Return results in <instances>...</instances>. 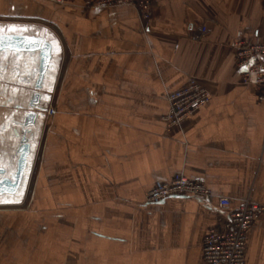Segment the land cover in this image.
Listing matches in <instances>:
<instances>
[{"label": "crops", "instance_id": "crops-1", "mask_svg": "<svg viewBox=\"0 0 264 264\" xmlns=\"http://www.w3.org/2000/svg\"><path fill=\"white\" fill-rule=\"evenodd\" d=\"M84 2L0 0V25L52 42L44 104L55 108L40 120L29 205L0 208V264H207L205 236L228 212L217 198L264 206V101L241 81L233 48L264 42V0H152L148 24L131 5ZM38 63L20 51L0 60L10 72L0 121L27 97L21 70ZM191 79L211 99L169 130L168 94ZM177 173L206 184L210 202H149ZM245 260L264 264V212Z\"/></svg>", "mask_w": 264, "mask_h": 264}, {"label": "built area", "instance_id": "built-area-1", "mask_svg": "<svg viewBox=\"0 0 264 264\" xmlns=\"http://www.w3.org/2000/svg\"><path fill=\"white\" fill-rule=\"evenodd\" d=\"M71 0H56L66 4ZM128 4L137 10L140 18L148 24L152 18V0H85L86 8L109 7ZM205 26L194 34L199 39L205 34ZM237 63L241 70V81L251 85L260 101H264V42L243 38L233 42ZM211 91L198 80L191 79L182 87L168 94L169 110L163 116L169 130L179 129L194 112L211 99ZM55 108L49 105L46 116L53 115ZM171 196H192L210 202L213 193L202 181L177 173L168 181L157 182L148 192L149 202H160ZM220 210L227 209L224 219L218 220L208 230L203 244V258L207 264H246L245 248L247 233L263 214L264 206L250 199L231 206L226 196L217 198Z\"/></svg>", "mask_w": 264, "mask_h": 264}, {"label": "flooded vegetation", "instance_id": "flooded-vegetation-1", "mask_svg": "<svg viewBox=\"0 0 264 264\" xmlns=\"http://www.w3.org/2000/svg\"><path fill=\"white\" fill-rule=\"evenodd\" d=\"M0 32L3 33L4 30L0 29ZM53 51L54 46L52 47V57ZM30 53L38 54L39 63L32 72L27 69L21 70V77L23 80L25 79L23 89L27 97L12 106L8 104L6 108L8 109L10 107L11 110L0 121V145L3 146V150L0 149V204L11 203L14 197H21L24 194L23 189L26 174H28L33 151L37 143V136L41 127L42 108L46 107L44 100L50 92V87H47L46 80L50 71L51 60L48 70L39 86L41 57L38 52ZM9 55L10 51H0V60L8 58ZM14 72H17V74L20 73L17 70L12 71V73ZM9 74L10 72H8L7 67H0V86L9 84ZM6 90L5 86L4 93H6ZM4 93L0 91V106L5 102ZM32 111L37 112L40 116L37 118L33 117ZM27 143L30 144L29 154L27 156V168L19 187L14 191L18 164L21 159V154L27 150ZM1 151L3 152L1 153ZM12 189L13 192H11Z\"/></svg>", "mask_w": 264, "mask_h": 264}, {"label": "water", "instance_id": "water-1", "mask_svg": "<svg viewBox=\"0 0 264 264\" xmlns=\"http://www.w3.org/2000/svg\"><path fill=\"white\" fill-rule=\"evenodd\" d=\"M17 26V25H9ZM24 26L20 27H5L4 32H0V51H20V52H38L40 60V74L38 85L40 86L50 64L52 57V42L43 36L31 34L23 29ZM21 30H25L21 32ZM46 107L42 108L43 116L46 113ZM33 117L37 118L40 116L37 112H31ZM27 147L22 154L18 164V172L16 174V181L14 183V191L21 183L24 176V172L27 168V156L29 154L30 144H26ZM8 190V188H7ZM13 192V189L11 190ZM1 193V192H0Z\"/></svg>", "mask_w": 264, "mask_h": 264}, {"label": "rangeland", "instance_id": "rangeland-1", "mask_svg": "<svg viewBox=\"0 0 264 264\" xmlns=\"http://www.w3.org/2000/svg\"><path fill=\"white\" fill-rule=\"evenodd\" d=\"M36 166L37 165L35 164V168H36ZM35 168H34V171L36 170ZM28 175H29V170H28V174H26L25 183H24V189H23V193L24 192L26 193V191H27L26 189L29 190V192L26 195V197H25V194H23L21 197H14L12 199V202L11 203H8V204H0V208H5V209L12 208L13 210H16V209L19 210V209H23V208H25V207H27L29 205V194H30V190L32 188V186H31L32 183L30 185H28L27 188H26V184L28 182V179H27ZM24 197H25V200L21 201V198L24 199Z\"/></svg>", "mask_w": 264, "mask_h": 264}, {"label": "snow or ice", "instance_id": "snow-or-ice-1", "mask_svg": "<svg viewBox=\"0 0 264 264\" xmlns=\"http://www.w3.org/2000/svg\"><path fill=\"white\" fill-rule=\"evenodd\" d=\"M5 27H20V26H7V25H0V29L5 28Z\"/></svg>", "mask_w": 264, "mask_h": 264}]
</instances>
